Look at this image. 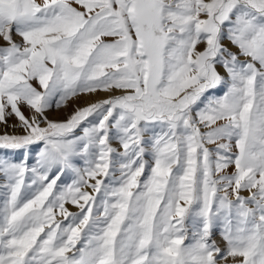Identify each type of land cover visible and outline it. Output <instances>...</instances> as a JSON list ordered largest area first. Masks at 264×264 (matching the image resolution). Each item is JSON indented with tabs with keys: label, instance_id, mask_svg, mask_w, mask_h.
I'll list each match as a JSON object with an SVG mask.
<instances>
[{
	"label": "snow or ice",
	"instance_id": "6c2138e0",
	"mask_svg": "<svg viewBox=\"0 0 264 264\" xmlns=\"http://www.w3.org/2000/svg\"><path fill=\"white\" fill-rule=\"evenodd\" d=\"M0 41V264H264V0H0Z\"/></svg>",
	"mask_w": 264,
	"mask_h": 264
},
{
	"label": "rangeland",
	"instance_id": "374dc122",
	"mask_svg": "<svg viewBox=\"0 0 264 264\" xmlns=\"http://www.w3.org/2000/svg\"><path fill=\"white\" fill-rule=\"evenodd\" d=\"M14 38L17 39V40L20 39L18 36H15ZM0 43H3V41H0ZM199 47L202 49L203 45H200ZM220 71L223 74V70L220 69ZM112 94H118V93L97 92L95 94H90V95H83L82 94L79 97L71 99L68 102L66 107H62L60 109H56L54 107L53 109H51L47 113V115H48L49 119L64 120L71 114V112L75 108L83 107V106H86L88 103L98 102L100 100L106 99V98H108L109 95H112ZM210 94H212V93H210ZM215 94L218 95L219 92H216ZM99 95H103L104 97L103 98H97ZM22 110L24 111V114L26 116L30 115L29 110L26 107L22 108ZM15 122H16L15 118H10L9 119V124H13ZM5 131H7L9 133L15 132L17 134H21L22 133V129H19V128L13 129L11 127H6L5 125L0 124V133H3ZM113 146L119 148V145L115 141H113ZM32 154L35 155V149H33V153ZM0 157H7L8 159H14V160L18 161L22 157V152H20V151L13 152V151H10V150L0 149ZM81 166H82V162H81ZM3 182H4L3 178L0 177V183H3ZM70 182H71V175H69L68 177H63L60 181H58V183H60V184H67V183H70ZM87 190L91 191V189H87ZM242 195L246 196L247 192L242 193ZM66 207L71 212H77L78 211V208L76 206L70 204V203L66 204ZM214 238L217 239L218 241L220 239L218 234Z\"/></svg>",
	"mask_w": 264,
	"mask_h": 264
},
{
	"label": "bare ground",
	"instance_id": "6f19581e",
	"mask_svg": "<svg viewBox=\"0 0 264 264\" xmlns=\"http://www.w3.org/2000/svg\"><path fill=\"white\" fill-rule=\"evenodd\" d=\"M104 96L103 95H99L97 98H103ZM230 171H231V169H230Z\"/></svg>",
	"mask_w": 264,
	"mask_h": 264
}]
</instances>
